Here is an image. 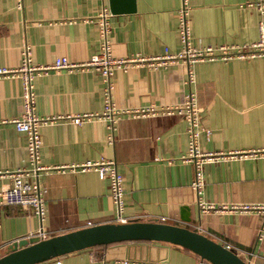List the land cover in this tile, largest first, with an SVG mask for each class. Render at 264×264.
<instances>
[{"label": "crops", "instance_id": "0c3cea01", "mask_svg": "<svg viewBox=\"0 0 264 264\" xmlns=\"http://www.w3.org/2000/svg\"><path fill=\"white\" fill-rule=\"evenodd\" d=\"M249 0H188L189 44L194 48L248 45L258 39L259 15ZM108 0H0V67L17 68L26 42L35 64L57 57L85 63L99 50L98 27L89 19ZM134 7V10L131 8ZM179 0H122L109 18L114 57L144 58L112 76L117 109L173 107L188 92L197 99L202 152L222 153L204 165L200 194L191 187L194 167L187 155V121L180 115L122 117L115 130L101 119L73 124L61 119L40 128V163L69 167L86 160L113 159L123 176V217L157 219L187 226L230 245L249 264H264L263 217L250 212H199V202L264 203V57L203 60L187 64L167 55L181 51ZM130 8V9H129ZM110 10V9H109ZM158 57L164 63L158 64ZM151 62H154V65ZM189 71L193 82H188ZM107 83L92 68L51 71L34 81L39 116L100 113ZM22 111L21 83L0 78V185L7 173L27 167L26 135L10 122ZM208 131V132H206ZM113 141H109L110 135ZM256 152L257 155H230ZM45 214L0 205V256L12 243L37 235L45 238L74 229L116 221L108 181L93 170L41 172ZM187 206L191 221L180 219ZM165 218L164 221L159 219ZM90 223V224H89ZM197 264L194 253L170 244L133 241L72 252L37 264ZM209 264V263H208Z\"/></svg>", "mask_w": 264, "mask_h": 264}, {"label": "built area", "instance_id": "2783aa9c", "mask_svg": "<svg viewBox=\"0 0 264 264\" xmlns=\"http://www.w3.org/2000/svg\"><path fill=\"white\" fill-rule=\"evenodd\" d=\"M178 9V37L181 45V51L176 55H167L171 60L183 59L187 64L197 61L230 60V59H252L264 57V0H249L246 6L254 8L259 15L258 21V39L248 45L230 44L219 47L194 48L189 44L190 26L188 23L189 3L188 0H179ZM18 9H22L23 0H16ZM111 12L107 4H102L101 8L94 17L93 21L98 27L99 50L92 54L85 63H74L66 57H57L49 64H35L32 61L31 47L24 42L21 49V62L17 68L0 67V78H15L21 83L22 111L18 117L2 121L10 122L15 129L26 135L27 167L17 171L7 173L8 182L0 185V205L1 206H19L24 209H30L34 215L41 220L45 214L44 194L46 189L41 186L39 177L41 172L49 170H70L73 172L93 170L97 173L99 179L108 181L109 196L115 207L116 221L125 222L123 217V197L125 190L123 187V176L116 167V161L113 159L100 158L98 160H86L83 163L73 164L69 167H45L40 163V148L42 145L40 128L43 125L55 123L58 120L65 119L73 124L79 125L85 119H101L108 123V128L115 130L116 123L122 117L144 118L155 115L177 114L187 121V133L189 137L187 155L181 157V160L189 162L194 167V177L191 183L193 190L200 194L204 186V165L217 161L225 157L222 153L202 152L198 147V137L201 131H205L200 123V113L197 106V99L193 92L184 95L183 101L173 107L156 109L153 106L133 107L127 109H117L112 100V76L116 69H126L137 61L142 62L145 59L135 57L133 59L116 58L112 54L109 41L110 25L109 18ZM156 63L162 64L164 60L158 57L153 58ZM154 65V62H151ZM74 68H92L100 72L107 86L104 90V107L100 113H77L74 115H51L39 116L35 112L36 95L34 92V81L37 77L47 74L51 71L71 70ZM188 82H193V73L189 71ZM208 132V131H206ZM113 141V135L109 137ZM264 153V151H261ZM257 155L256 152L234 153L232 155ZM199 212L208 211L217 212H250L263 217V223L258 230V240L264 239V203H241V204H215L199 202ZM164 221L165 218L159 219ZM90 224V223H89ZM90 226V225H89ZM200 227L198 228V231ZM200 232V231H199ZM37 235L45 238L41 230ZM230 248V245H225ZM240 255V254H239ZM124 263L126 264L127 261ZM197 264H208L207 261L198 257Z\"/></svg>", "mask_w": 264, "mask_h": 264}, {"label": "water", "instance_id": "95a60500", "mask_svg": "<svg viewBox=\"0 0 264 264\" xmlns=\"http://www.w3.org/2000/svg\"><path fill=\"white\" fill-rule=\"evenodd\" d=\"M121 2L108 0L110 12L121 10ZM180 219L185 224L191 221L187 206L181 207ZM133 241L176 245L209 264H249L234 248H227L202 232L157 219L139 218L90 225L49 238L32 235L12 243L9 250L0 256V264H37L84 249Z\"/></svg>", "mask_w": 264, "mask_h": 264}]
</instances>
